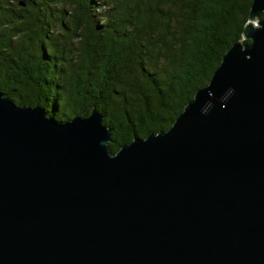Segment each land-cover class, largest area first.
Returning <instances> with one entry per match:
<instances>
[{"label":"water","instance_id":"water-1","mask_svg":"<svg viewBox=\"0 0 264 264\" xmlns=\"http://www.w3.org/2000/svg\"><path fill=\"white\" fill-rule=\"evenodd\" d=\"M264 0L165 131L111 152L0 91V264H264Z\"/></svg>","mask_w":264,"mask_h":264},{"label":"trees","instance_id":"trees-1","mask_svg":"<svg viewBox=\"0 0 264 264\" xmlns=\"http://www.w3.org/2000/svg\"><path fill=\"white\" fill-rule=\"evenodd\" d=\"M251 2L0 0V91L57 121L95 107L114 153L172 125L241 39Z\"/></svg>","mask_w":264,"mask_h":264}]
</instances>
